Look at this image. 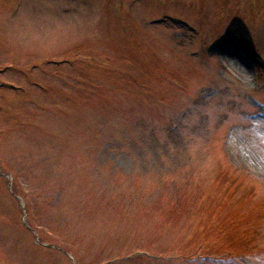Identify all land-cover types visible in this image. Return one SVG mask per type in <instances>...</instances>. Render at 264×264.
I'll return each mask as SVG.
<instances>
[{
	"label": "rangeland",
	"instance_id": "obj_1",
	"mask_svg": "<svg viewBox=\"0 0 264 264\" xmlns=\"http://www.w3.org/2000/svg\"><path fill=\"white\" fill-rule=\"evenodd\" d=\"M1 171L0 264H264V0H0Z\"/></svg>",
	"mask_w": 264,
	"mask_h": 264
},
{
	"label": "bare ground",
	"instance_id": "obj_2",
	"mask_svg": "<svg viewBox=\"0 0 264 264\" xmlns=\"http://www.w3.org/2000/svg\"><path fill=\"white\" fill-rule=\"evenodd\" d=\"M241 68L243 69V66H241Z\"/></svg>",
	"mask_w": 264,
	"mask_h": 264
}]
</instances>
